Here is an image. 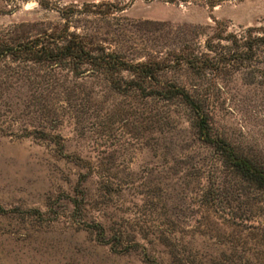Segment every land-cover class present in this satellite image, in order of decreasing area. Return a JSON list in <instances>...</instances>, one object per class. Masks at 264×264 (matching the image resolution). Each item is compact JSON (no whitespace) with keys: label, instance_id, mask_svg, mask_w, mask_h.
I'll use <instances>...</instances> for the list:
<instances>
[{"label":"rangeland","instance_id":"obj_1","mask_svg":"<svg viewBox=\"0 0 264 264\" xmlns=\"http://www.w3.org/2000/svg\"><path fill=\"white\" fill-rule=\"evenodd\" d=\"M64 29L126 64L167 57L148 81L170 96L131 91L127 71L0 59V264H264V187L184 101L264 170V44L236 47L264 37V0H0V43L62 46ZM188 54L212 69L175 63Z\"/></svg>","mask_w":264,"mask_h":264},{"label":"trees","instance_id":"obj_2","mask_svg":"<svg viewBox=\"0 0 264 264\" xmlns=\"http://www.w3.org/2000/svg\"><path fill=\"white\" fill-rule=\"evenodd\" d=\"M115 9L114 11H119V8ZM92 15L100 14L92 12ZM55 33L57 32L52 31L50 34H46L45 31L38 30L36 32L37 37L30 42H2L0 43V59L11 58L12 60H24L51 65L61 60L71 61L75 65L74 71L81 73L84 71L82 67L87 65L91 67L92 70L99 71L107 79L111 80L110 82H112L113 77L117 76L121 71H127L131 73L133 80L125 84L130 87L131 91L141 93L145 96H149L152 93L162 97L170 96V88L152 85L148 81L161 70L164 63L168 62L169 59H167V57L162 60L149 58L135 64H126L118 54L102 52L100 56H98L96 54V49L92 47L91 44L84 42L85 37L76 34H67V29L62 31L64 37L60 40L64 41L63 39L66 37L70 39L65 41L62 46H59L57 42L59 38ZM44 38L46 41H43ZM254 42V44L244 42L241 46L236 47H244L247 54H250L254 49L264 44V37L255 39ZM210 62L208 56L201 55L197 57L188 54L185 57L177 58L175 63L178 66H186L190 69H201L202 67L212 69L213 66ZM229 62V59L220 57L216 59L215 64L217 66L227 65ZM173 95L183 97V94L179 93H174ZM184 101L195 116V129L197 135L202 141L216 150L220 161L228 163L236 174L243 179L257 182L264 187V170L250 159L235 152L222 138L213 136L210 116L204 110L202 102L189 100L188 97H186Z\"/></svg>","mask_w":264,"mask_h":264}]
</instances>
